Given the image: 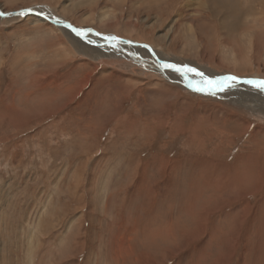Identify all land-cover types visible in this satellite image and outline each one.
I'll list each match as a JSON object with an SVG mask.
<instances>
[{"label": "rangeland", "instance_id": "1", "mask_svg": "<svg viewBox=\"0 0 264 264\" xmlns=\"http://www.w3.org/2000/svg\"><path fill=\"white\" fill-rule=\"evenodd\" d=\"M33 8L223 90L8 15ZM0 13V264H264V96L224 80L264 77V0H0Z\"/></svg>", "mask_w": 264, "mask_h": 264}, {"label": "bare ground", "instance_id": "2", "mask_svg": "<svg viewBox=\"0 0 264 264\" xmlns=\"http://www.w3.org/2000/svg\"><path fill=\"white\" fill-rule=\"evenodd\" d=\"M150 1V0H149ZM33 10H34V12H36V13H38V14H40V15H42V16H44V17H48L49 19H52L55 23H57V24H60V23H62L63 21H56V20H54L52 17H49L48 15H47V13H45L44 11H41V10H39V9H36V8H33ZM8 15H11V14H8ZM18 15H20V14H18ZM11 16H17V14L16 15H11ZM36 17V16H35ZM37 18H39V19H41V20H43V21H48V20H46L45 18H40V17H37ZM54 25V24H53ZM56 26V25H55ZM63 29H65L66 31H69V32H71L70 30H68V28H63ZM75 29H78V32L80 33L79 35L77 34L78 32H76V35L77 36H79L81 39L83 38V39H85V37H90V39L92 40V42L93 41H96L97 43L99 42V44H102V45H106L107 47H110V46H113V47H117V46H122V47H127V48H129L130 50H142V53H145V55H146V57L148 58V59H150L151 60V62H153L154 64H156L157 66H159L160 67V69H162V68H164L165 69V72H169V77H172L173 76V78H176V80L177 81H179L180 83H184V84H186V85H188V87L190 88V87H192V89L194 88V89H200V88H204V89H207V92L208 91H216L218 88L217 87H212L211 89H209V87L206 85V84H197V83H194V81H193V79H190L189 77H188V75L185 73V71H182V70H180L181 68H179L178 66H176V65H174L172 62H170L171 60H167V59H165V57L164 56H162V54L161 55H157V53L154 51V49L153 48H151V51H149L146 47H149L147 44H143V43H139V42H133V41H127V40H125L124 38H122V37H104V36H101L98 32L96 33V34H94L93 32H90V31H88V28H75ZM72 33V32H71ZM72 34H74V33H72ZM145 46V47H144ZM138 51V52H139ZM125 53V52H124ZM109 55V54H108ZM134 58V57H133ZM133 63V62H132ZM165 65H171V66H173V67H165ZM197 66V65H196ZM147 68V67H146ZM150 69V68H149ZM205 69V68H204ZM222 71V70H221ZM218 73V72H215V71H211V73ZM228 75H230V74H228ZM186 77L187 79H185L184 77ZM231 76H233V77H236L237 79L236 80H229V81H231V82H233V84H235V85H239V83H238V80H243V79H246V77L245 78H243L242 76H239V75H231ZM153 77V76H152ZM152 77H150V78H152ZM149 78V79H150ZM250 78H252V79H258V81L259 80H264V77L263 76H259V75H252V77H250ZM228 82V81H227ZM226 83V82H225ZM233 84H229L228 86H230V85H233ZM218 85V84H217ZM234 85V86H235ZM218 87H219V85H218ZM220 88H223L221 85H220ZM203 89V90H204ZM261 91V90H260ZM261 92H263V94H262V96H264V91H261ZM206 93V92H205ZM215 93V92H214ZM256 94V93H255ZM259 94V93H258ZM257 96V95H256ZM241 97V96H240ZM257 97H259V96H257ZM245 98V97H244ZM238 101H241V100H238ZM250 101H252V100H250ZM257 102V101H256ZM256 102L254 103L256 106H257V104H256ZM241 103V102H240ZM258 103V102H257ZM249 104H251V103H249ZM260 104V106H262L261 105V103H259ZM246 106V105H245ZM251 107V106H250ZM253 107H254V105H253ZM246 108V107H245ZM255 108V107H254ZM258 108V107H257ZM252 109V108H251ZM255 110V109H254ZM258 110H260V109H258ZM261 110H263V108L261 109ZM255 112V111H254ZM255 114H257L256 112H255ZM259 115V114H258ZM264 119V118H263ZM163 234L165 235V233L163 232ZM163 235V236H164Z\"/></svg>", "mask_w": 264, "mask_h": 264}, {"label": "water", "instance_id": "3", "mask_svg": "<svg viewBox=\"0 0 264 264\" xmlns=\"http://www.w3.org/2000/svg\"><path fill=\"white\" fill-rule=\"evenodd\" d=\"M11 15H18V14H28V15H33V16H36V17H40V18H45L46 20H48L49 22H51L52 24L56 25L57 27H59L60 29H63V28H68V30H70L72 33L76 34V32H78V29H75L70 23H67V22H62L60 24H57L55 23L52 19H49L48 17H44L36 12H34L33 9H24V10H20V11H15V12H11L9 13ZM0 17H4V14H1L0 13ZM88 31L90 32H93L94 34H96L97 32L94 30V29H88ZM145 47V46H144ZM149 51H151V48L150 47H146ZM228 77H233L231 75H228ZM185 79H187L185 77ZM248 80H253V79H243V80H238V82L240 84H248L249 83H246L245 81H248ZM254 81H258V80H254Z\"/></svg>", "mask_w": 264, "mask_h": 264}, {"label": "snow or ice", "instance_id": "4", "mask_svg": "<svg viewBox=\"0 0 264 264\" xmlns=\"http://www.w3.org/2000/svg\"><path fill=\"white\" fill-rule=\"evenodd\" d=\"M78 35L80 34L79 32L77 33ZM165 67H173L171 65H165ZM191 71V69H189ZM202 75V74H200ZM236 77H227L224 78V80H236ZM246 83L252 84L254 85L256 88H258L261 91H264V80H259V81H254V80H248L245 81ZM207 86L209 87V89H211L214 86V82L213 81H206ZM198 91H203V89H197ZM218 90H223L222 88L218 89Z\"/></svg>", "mask_w": 264, "mask_h": 264}, {"label": "crops", "instance_id": "5", "mask_svg": "<svg viewBox=\"0 0 264 264\" xmlns=\"http://www.w3.org/2000/svg\"><path fill=\"white\" fill-rule=\"evenodd\" d=\"M255 163L258 164L257 169H260V166H259V164H260V158H258L257 161H256ZM255 163H254V157H251L250 160H249V164H248V166L251 165V166L253 167V165H255ZM255 174H256V175H255ZM244 175H248V176L251 178V180H254V179L259 175V170L254 171V170H250V169H248L247 171H245ZM253 186H254L255 189H257L256 185L253 184ZM238 187H239V186H238ZM218 191H219V190H218ZM201 194H202V192H200V195H201ZM238 194H239V193H237V195L235 194V196H240V194H239V195H238ZM220 196H221V195H219L218 198H220Z\"/></svg>", "mask_w": 264, "mask_h": 264}]
</instances>
